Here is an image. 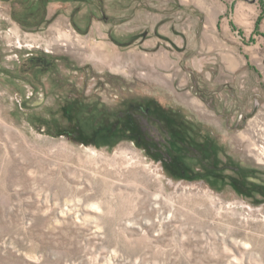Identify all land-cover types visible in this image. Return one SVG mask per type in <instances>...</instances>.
Wrapping results in <instances>:
<instances>
[{"label":"rangeland","instance_id":"374dc122","mask_svg":"<svg viewBox=\"0 0 264 264\" xmlns=\"http://www.w3.org/2000/svg\"><path fill=\"white\" fill-rule=\"evenodd\" d=\"M37 1L0 0V264H264V0ZM148 101L199 154L59 134Z\"/></svg>","mask_w":264,"mask_h":264},{"label":"trees","instance_id":"16d2710c","mask_svg":"<svg viewBox=\"0 0 264 264\" xmlns=\"http://www.w3.org/2000/svg\"><path fill=\"white\" fill-rule=\"evenodd\" d=\"M43 2L45 1L38 0L36 10L29 14H27L29 8L24 4H22L24 7L22 10L13 8V18L24 25L36 26L41 24L44 17ZM29 7L31 8L30 4ZM112 116L114 122L110 126L97 128L89 135H84L80 130H61L59 134L69 138L75 134L77 135L76 138H81V140L90 136V138L102 141H110L116 135L126 134L127 137L145 147L149 152L163 154L161 147L166 148L169 166L182 164L181 158L188 156L186 155L188 153H200L197 146L189 140L192 132L189 123L184 119H177L176 115L152 101L129 103ZM154 126L160 135L161 142L155 141L150 134V127ZM173 144H177L181 148V152L175 153L172 150Z\"/></svg>","mask_w":264,"mask_h":264},{"label":"water","instance_id":"95a60500","mask_svg":"<svg viewBox=\"0 0 264 264\" xmlns=\"http://www.w3.org/2000/svg\"><path fill=\"white\" fill-rule=\"evenodd\" d=\"M254 1H252L251 3H253Z\"/></svg>","mask_w":264,"mask_h":264}]
</instances>
